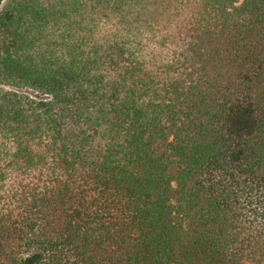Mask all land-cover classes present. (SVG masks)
Instances as JSON below:
<instances>
[{
  "label": "trees",
  "instance_id": "trees-1",
  "mask_svg": "<svg viewBox=\"0 0 264 264\" xmlns=\"http://www.w3.org/2000/svg\"><path fill=\"white\" fill-rule=\"evenodd\" d=\"M0 264H264V0H0Z\"/></svg>",
  "mask_w": 264,
  "mask_h": 264
}]
</instances>
